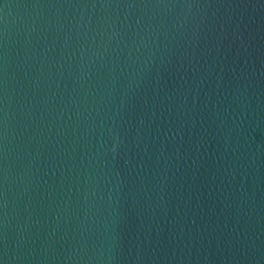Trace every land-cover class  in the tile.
<instances>
[{"label": "water", "instance_id": "1", "mask_svg": "<svg viewBox=\"0 0 264 264\" xmlns=\"http://www.w3.org/2000/svg\"><path fill=\"white\" fill-rule=\"evenodd\" d=\"M0 264H264V0H0Z\"/></svg>", "mask_w": 264, "mask_h": 264}]
</instances>
